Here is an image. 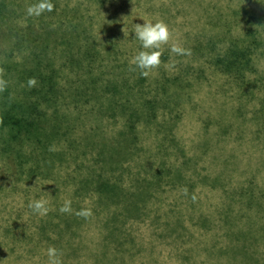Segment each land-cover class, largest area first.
<instances>
[{
	"label": "rangeland",
	"instance_id": "rangeland-1",
	"mask_svg": "<svg viewBox=\"0 0 264 264\" xmlns=\"http://www.w3.org/2000/svg\"><path fill=\"white\" fill-rule=\"evenodd\" d=\"M37 2L0 0V67L32 65L35 54L50 61L67 87L59 109L70 130L53 139L64 155L32 176L18 175L0 150V264H48L49 247L63 264H264V0H52L54 11L27 16ZM160 20L173 38L143 77L131 64L142 50L135 24ZM232 39L252 42L243 79L214 65ZM172 43L191 55L172 53ZM86 45L90 66L71 60ZM125 98L146 112L135 150L114 104ZM81 163L129 189L150 181L140 210L101 198L94 182L84 187ZM37 199L49 201L47 215L28 207ZM66 199L71 214L59 211ZM82 208L93 215H76Z\"/></svg>",
	"mask_w": 264,
	"mask_h": 264
},
{
	"label": "trees",
	"instance_id": "trees-1",
	"mask_svg": "<svg viewBox=\"0 0 264 264\" xmlns=\"http://www.w3.org/2000/svg\"><path fill=\"white\" fill-rule=\"evenodd\" d=\"M21 36L24 38L23 33ZM251 43H248L246 39L230 40L223 54L215 58L214 65L227 74L243 79L246 73L245 69H250L252 66L250 57ZM43 44L47 45V43ZM46 45L43 46L46 47ZM93 48L90 45H86L80 51L81 55L75 56L73 53L71 60H75L79 64L86 62L90 66V58L93 60L94 57ZM35 55L32 65H26V61L24 64L23 62L19 64L20 62L12 61L6 65L7 74L5 78L9 81V86L6 91L0 93V150L5 158L8 159V162H13L14 170L18 175L27 172L29 173L28 176H32L45 164L48 165V162H54L62 153L64 155V148H56L58 145L53 144V139L65 136L67 130H70L69 124L71 122V115H69L68 111L63 112L59 109L60 100L66 98L64 94L67 89L65 83L60 79L59 82L56 76L57 69L50 61L45 64L41 61L38 54ZM21 65L23 66L22 68H20ZM12 77L16 78V80L10 84ZM33 77L36 79L37 84L35 87L29 88L27 81ZM85 82L90 87L94 84V79L87 77ZM20 84H24V86L20 88ZM12 86L17 93H13ZM96 90V92L99 91L97 87ZM104 92L105 88H102V91L98 94L103 95ZM154 101L155 99H147L145 101L146 107L152 108L151 104ZM114 104L115 107L125 112L127 118L123 123L124 128L121 130L124 145L126 148L132 146V149L135 150L137 149L135 146L137 118L146 114L144 107L142 106L138 110L133 108L128 98L117 99ZM90 108L93 110L92 107ZM149 115L154 116V110L150 109ZM73 141L75 142L74 139ZM112 148L114 147H111V150ZM126 151L128 150L126 149ZM107 154L104 151L103 158ZM112 157L113 155L111 154ZM81 164L85 166L84 163ZM85 168L88 174L83 175L81 179L83 186L85 187L94 182L95 189L102 194L101 198L105 200H120L128 213L139 211V202L143 201L150 192L151 182L148 180H145L143 184L141 183L139 187L136 185L135 189H129L121 184L122 180L120 181V179L97 172L94 166H85ZM158 175H162L160 169ZM158 175L155 174V177H159ZM245 192L249 193L247 202L250 204L254 201L256 195L252 193L251 187L243 188V193ZM51 215L52 213H50L49 217ZM56 215H59L58 211L55 213ZM54 223L52 225H60L58 221H54Z\"/></svg>",
	"mask_w": 264,
	"mask_h": 264
},
{
	"label": "clouds",
	"instance_id": "clouds-1",
	"mask_svg": "<svg viewBox=\"0 0 264 264\" xmlns=\"http://www.w3.org/2000/svg\"><path fill=\"white\" fill-rule=\"evenodd\" d=\"M55 5L52 0H38L26 7V15L29 17H39L45 12H52ZM135 37L140 42L142 50H140L132 59L131 64L134 66L133 71L140 70L143 77H148L151 72L158 69L162 64L163 46L168 45L173 38V31L169 25L163 20L152 22H144L143 24H135L134 29ZM170 51L176 55L188 56L191 55V50L182 47L177 43H172ZM6 72L3 67H0V93L7 90L9 81L5 78ZM37 84L36 79L29 78L27 85L29 88L35 87ZM50 150H52L50 148ZM184 195H188V189H183ZM193 202L196 201V194L191 196ZM28 207L32 210L33 214L44 216L49 211V201L47 199H37L29 202ZM59 211L65 214H71L72 201L66 199ZM76 215L88 219L93 215L90 208H82ZM48 256V264H63L62 253L55 247H49L46 250Z\"/></svg>",
	"mask_w": 264,
	"mask_h": 264
}]
</instances>
